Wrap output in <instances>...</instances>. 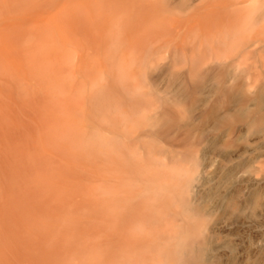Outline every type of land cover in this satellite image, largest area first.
<instances>
[{
  "label": "rangeland",
  "instance_id": "rangeland-1",
  "mask_svg": "<svg viewBox=\"0 0 264 264\" xmlns=\"http://www.w3.org/2000/svg\"><path fill=\"white\" fill-rule=\"evenodd\" d=\"M204 3L0 0V264H79L80 254L84 262V244L99 232L86 238L90 222L102 225L107 206L113 217L123 191L132 197L129 162L118 153L120 122L145 125L132 105L151 82L164 88L175 75L178 88L189 81L183 54L196 58L199 44L207 43L202 48L210 59L199 65L231 56L236 77L254 54L264 56L257 42L264 38V0ZM198 4L205 8L201 18L182 30L173 26ZM212 87L208 81L196 94L193 119L210 102ZM126 196L119 199L130 201ZM101 233L95 245L103 253L98 238L109 235Z\"/></svg>",
  "mask_w": 264,
  "mask_h": 264
},
{
  "label": "bare ground",
  "instance_id": "bare-ground-1",
  "mask_svg": "<svg viewBox=\"0 0 264 264\" xmlns=\"http://www.w3.org/2000/svg\"><path fill=\"white\" fill-rule=\"evenodd\" d=\"M204 4L191 7L189 16L174 18L173 26L188 28L201 18ZM257 42L264 45V38ZM204 44H199L196 58L188 60L183 54L188 82L176 88L171 75L168 86L159 88L153 81L138 93L132 108L143 113L144 126L127 128L120 122L118 153L129 162L134 189L132 197L130 190L122 193V199L127 194L130 201L115 196L120 203L112 196V202L107 197L111 204H120L115 203L119 209L109 213L113 217L107 215L111 206L106 204L108 212L101 216L105 232L114 235L109 231L103 238L104 227L94 222L92 228L90 222L86 238L102 232L103 240L98 239L106 246H100L108 250L102 248V253L97 237L92 244L86 239L87 257L95 244L101 255L93 250L94 255L86 257L89 261L83 257L85 264H264V56L254 54L236 77L231 56L222 64L199 65L210 59L203 52ZM208 81L213 83L211 100L193 119L196 94ZM110 237L114 240L109 244ZM77 249L85 253V247ZM83 255L76 256L79 264Z\"/></svg>",
  "mask_w": 264,
  "mask_h": 264
}]
</instances>
